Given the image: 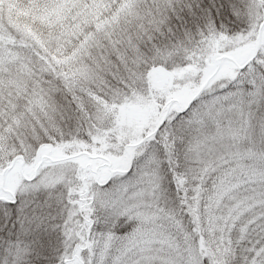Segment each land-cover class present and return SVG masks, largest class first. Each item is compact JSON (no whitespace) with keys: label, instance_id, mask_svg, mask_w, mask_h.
Instances as JSON below:
<instances>
[{"label":"snow or ice","instance_id":"6c2138e0","mask_svg":"<svg viewBox=\"0 0 264 264\" xmlns=\"http://www.w3.org/2000/svg\"><path fill=\"white\" fill-rule=\"evenodd\" d=\"M0 264H264V0H0Z\"/></svg>","mask_w":264,"mask_h":264}]
</instances>
